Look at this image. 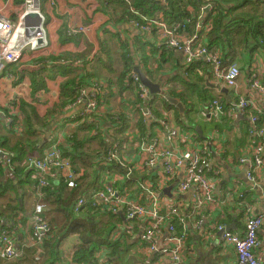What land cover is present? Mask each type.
Instances as JSON below:
<instances>
[{
  "label": "crops",
  "instance_id": "crops-1",
  "mask_svg": "<svg viewBox=\"0 0 264 264\" xmlns=\"http://www.w3.org/2000/svg\"><path fill=\"white\" fill-rule=\"evenodd\" d=\"M164 1L160 0V2ZM242 1L234 4L230 0L228 5H237L238 9L241 8L240 11L237 9L234 13L247 11L253 14L251 11H254L258 15L260 12H257L256 9L260 7V11L264 15V0H245L248 1L246 6ZM23 2L24 0H0V13L16 19L17 13L22 9ZM41 3L46 19L49 45L45 48L25 51L23 58L18 63L9 65L0 75V147L6 152L0 156V159L4 161L8 154L15 156L18 143L25 141L28 137L24 132L22 134L19 132V123L15 129L9 125L13 123L14 116L17 115L20 116L18 122L21 124V116L24 115L19 113V106H17L21 102L35 106L36 111L47 122L45 126L39 128L36 134L28 137L30 142H36L32 143L36 153L34 155L44 156L57 140L67 146V139L71 138L74 133L80 135L79 137H85V130L80 125L71 122V116L78 110V107L69 109L63 106L64 108L55 111L54 101L62 94L63 81L68 76L67 72H70V76L78 72L79 74L88 73L87 66L83 63L89 62L87 63L89 69L97 71L101 74L100 76H103L101 78L92 77L88 83L89 87H92L94 82L101 81L107 91L104 95L102 92L100 94L99 112L101 114L95 116L97 121L93 126L100 127L106 136L112 133L110 119L119 118L121 117L119 114L124 113L130 121L128 132L132 135V139L129 140L130 144L124 145V149L122 147L120 150L126 158H133L138 155V152L140 153L138 140L142 143L156 137L163 139L165 148L173 152L177 150L176 146L173 147L162 136L163 119L173 122L183 132L195 135L198 140L211 142L212 139V147L215 152L213 155L211 154L212 162L216 163L221 170L219 176L213 181V190L220 196L230 193L232 198L224 208L216 212H211L208 209L201 210L199 213L186 212L189 216L187 224L189 237L183 264H237L233 247L230 244L222 243V233L215 230L213 224L219 222L229 230L244 232V212L240 208V201L234 192L233 184L235 180L243 182L240 190L246 192V202L255 205V214H257L261 212L264 205L262 196L264 170L258 173V185L253 186L245 177L246 168L239 164V158L246 152L250 144L247 135V120L236 114L232 115L231 119L227 116L214 119L210 118L206 112L207 104L212 98H224L228 103H232L231 89L215 78L212 66L211 68L206 66L207 63L204 60H198L203 61V64L188 72L190 64L186 62L184 54L173 50L161 52L159 47L151 42L150 35L130 27L126 19L121 20L123 5L118 1H112L109 7H106L109 4L106 0H55L54 4L50 0H41ZM207 3L216 5L213 1ZM192 10L194 9L190 7V11ZM212 15L213 12L209 10L204 12L201 10L200 16L197 17L193 15L191 22L195 17L196 21L191 23L189 33H193L195 25L202 20L208 19L213 22ZM159 17L163 18V15L160 14ZM80 25L87 26L89 31L82 36H69L70 27ZM211 30L202 34L209 47H212L209 40ZM110 42L114 43V48L111 49L112 56L102 58L103 61L97 63V54L101 51L103 44L108 46ZM122 42L127 46L124 49ZM152 44L154 48L156 47L154 51ZM213 48L222 50L216 46ZM144 53L151 56L149 65L144 63ZM256 58H260L264 63V51L259 49L252 57V62ZM234 59L239 62L242 71L240 92L243 94L252 92L249 86L252 62L249 68V58L245 53L237 55ZM60 60H65V63H60ZM136 66L140 67L152 82L161 84V92L155 95L148 88L151 99L156 97L162 105L161 108L154 110L155 118L143 119L141 106L145 105L146 101L144 102L140 97L136 89L137 86L133 82L128 83L126 78L124 84L127 87L133 84L135 88L126 89L127 87L121 83L124 71L131 67L132 72H135ZM145 69L150 72L147 73ZM149 73L151 74L149 75ZM224 87L229 89L228 94L223 92ZM168 95L181 102L184 110L181 111L175 103L171 102ZM4 107L8 112L2 109ZM51 124L54 126V132ZM108 127L109 129L106 130ZM81 132L83 133L81 134ZM48 134L50 139H48ZM141 134L145 135L141 136ZM107 138L110 137L107 135ZM46 143L48 144L46 145ZM115 144H118L119 147L120 140H117ZM133 145L138 146L137 150L133 148ZM86 148L83 147V149ZM123 150H126V153H123ZM41 153L44 155H40ZM163 165L164 161L159 163L156 169L142 172L140 175L142 181L147 182L155 178L157 184L161 183L162 190L171 188L172 196H166L164 193L162 196L188 202L194 189L184 194L177 193L178 182L184 170H181L170 181H159ZM0 167L3 170H0V231L2 229L10 230L15 237L16 247L22 249L23 244L31 237L36 196L32 194L30 187L26 184L21 186L20 177L13 174L16 161L14 168H9L2 162H0ZM131 190L136 193V190ZM3 207L7 211H3ZM121 218L122 223L119 224L117 230H113L110 234L113 240L120 238V233L126 230L124 218L122 216ZM126 232L129 233L128 230ZM130 234L129 236L137 235V238L140 239L138 232L134 231ZM60 235L63 237L56 239L54 243L57 245L52 253L43 245L39 246V249L33 247L36 250L24 248L20 259L16 261L0 260V264H84V262L75 260L76 251L81 245L80 233L71 230V225H69ZM125 235L121 240L123 242L121 243V252L125 255L117 259V256L110 255L108 246L103 245V248L96 254L100 264H141V262L152 264L153 261L149 260L150 253L143 250L142 242L138 245L130 241L124 243L125 240H130L128 234ZM259 239L261 240L260 252L262 253L264 252V226L260 229ZM161 264H172V262L166 260Z\"/></svg>",
  "mask_w": 264,
  "mask_h": 264
},
{
  "label": "built area",
  "instance_id": "built-area-1",
  "mask_svg": "<svg viewBox=\"0 0 264 264\" xmlns=\"http://www.w3.org/2000/svg\"><path fill=\"white\" fill-rule=\"evenodd\" d=\"M52 4L55 0H50ZM168 6L165 0L162 2ZM136 17L127 18L130 27L151 36L152 43L161 52L173 50L184 54L186 62L192 64L198 60H204L213 68L215 78L231 89L233 96L232 104L226 107L222 98L215 97L207 104L206 112L210 118H232L234 114L241 115L248 122L247 135L250 144L246 152L239 158V164L246 168L245 177L253 186L258 185V173L264 170V63L260 58L252 62L249 74V86L252 92L243 94L240 92V78L242 71L238 61H230L225 64L221 50L209 47L206 39L202 37L204 32L212 29V20H202L195 25L194 32L189 33V20L170 21L166 18L148 16L131 8ZM202 12L209 10L216 14L215 5L206 3L201 7ZM37 14V17L29 15ZM37 28L38 32L28 35V30ZM89 31L85 25L71 26L69 36H82ZM49 45L46 31V19L42 12L41 0H24L22 9L17 13L16 19L0 13V75L9 65L18 63L27 50H37ZM65 63V60H60ZM133 84L137 87L140 97L146 101L141 106V115L155 118L154 110L161 108V102L152 97L149 89L141 82L138 73L131 72ZM103 82H94L92 87L84 85L78 92L71 107H78L72 114L71 119L77 124L93 125L100 115V94H106ZM101 95V96H102ZM163 134L166 141L177 147L173 152L163 145V139L156 137L150 141L139 142L141 149L138 155L130 161L121 152H109L108 161H116L117 166L112 173L107 175L110 181H102L101 187L89 188L82 197L73 204V211L80 214L82 209L93 206L98 210L99 204L103 203V211L108 210L119 214L125 223H130V229L138 232L143 244V250L149 252V260L155 264L169 260L172 264L185 263L187 241L189 232L187 224L189 216L186 212L199 213L208 209L211 212L221 210L232 198L228 193L217 195L213 190V181L219 176L221 170L212 162L213 141L203 142L195 135L183 132L173 122L163 119ZM95 132V131H94ZM215 141V140H214ZM71 147L74 142H69ZM61 143L57 140L44 156H29L27 164L29 169L34 170L37 181L36 204L31 226V237L26 241L22 249L16 247L13 233L8 229L0 231V260L16 261L23 255L24 248L42 246L52 234V226L48 223L46 213L48 203L45 199V188L52 187L61 182L67 188L76 187V179L80 173L76 172L72 159L64 155L59 148ZM118 147V144H116ZM138 147V146H137ZM6 154L0 147V156ZM212 154V155H211ZM14 154L9 155L0 162L9 168H14ZM134 161V165L130 163ZM164 161L159 181L174 179L181 170V176L177 193H186L194 189L188 202L175 200L162 196L164 190L161 183L157 184L155 178L144 182L137 176L142 172L154 170L159 163ZM131 181L133 186H113L115 182ZM160 185V186H159ZM243 182L234 181V192L237 194L241 210L244 212V232L229 230L224 224H213L215 230L222 233L223 244L233 247L237 264H264V252L261 251L260 229L264 226V205L261 212L255 214V205L246 202L245 191L240 188ZM139 190L136 194L131 190ZM167 196V195H166ZM264 199V186L262 187ZM146 197V198H145ZM97 206V207H96ZM101 211V212H103ZM126 228V226H124Z\"/></svg>",
  "mask_w": 264,
  "mask_h": 264
},
{
  "label": "trees",
  "instance_id": "trees-1",
  "mask_svg": "<svg viewBox=\"0 0 264 264\" xmlns=\"http://www.w3.org/2000/svg\"><path fill=\"white\" fill-rule=\"evenodd\" d=\"M106 1L109 3L106 7H109L112 1H118V3H121L123 5L121 20H127V18L129 17H136V15L130 10L131 8H133L138 12L148 16L154 15L156 17H159L160 14H162L164 18L171 21H181L184 18H188L190 23L189 28L192 25L191 23H194L196 21V17L200 16L201 7L207 2L213 1L216 4V14L212 15L213 26L212 30L209 32V40L212 47L216 46L222 48L221 52L225 64L229 63L230 61H234V58L237 55L245 53L248 55V65L250 68L252 57L256 55V52L259 49L264 51V20L258 21L257 16L253 15L254 11H251L253 14L245 11L233 15L234 11H236L238 7L237 5H228V2L230 0H166L168 2L167 7L164 3L160 2V0ZM231 1L234 2V4H238V2L241 0ZM242 2L245 6L248 4V1L243 0ZM224 5L228 6L226 7ZM190 7L194 10L190 11ZM193 15H195L196 17L191 22V17ZM242 18L245 19L243 20ZM235 27V30L230 29ZM151 46L153 47L152 50L154 51L156 47L154 48L153 44ZM122 47L123 49L124 47H127L126 43L122 42ZM162 52L165 53L169 51L163 50ZM97 55V63L102 62V58L111 57L112 53L109 44L108 46H105V44H103L101 51ZM150 57L151 56L144 53L143 60L145 61L144 63L146 65H149L148 63L150 61ZM87 63L89 62H85L83 64H86L87 68H85L88 70V73H76L70 76V72H67L68 76L63 81L62 94L58 99H55L54 101L56 108L55 111H59L61 108H64L63 106L68 107L69 109H73L71 105L75 101L80 89L84 87V85H88L92 77H103L100 76L101 74H99L97 71H91ZM202 64L203 61L193 62L192 64H190L188 72H190L191 69L193 70V68H195L196 66ZM205 65L211 68V65ZM148 69H145L147 73L150 72V70ZM131 72L132 70L130 67L126 69L122 74L121 83L125 87H127V85L124 84V80L127 79L128 83H131L133 81L130 77ZM150 74L151 73H149V75ZM134 85L130 84L126 89L135 88L136 85ZM223 101L226 107H230V105L232 104L228 103L224 98ZM17 106L20 107H18L19 113L21 115H24L23 117L21 116V124L20 122H18L20 120V116L17 115L14 116L13 123L9 125L15 129V127H17V124L19 123L18 128H20L19 132L21 134L24 132L28 137H30L36 134L40 127L47 124V122H45V119H43L40 116L39 112L36 111L35 106H31L27 102H21V104H17ZM2 109L8 112L6 107ZM119 116L121 117H113L112 119H110V123L112 124V133L107 134L110 138L106 139L107 135L104 136V131H102L100 127L98 128L87 123L78 124V126L80 125L81 128L85 130V137H79L77 133H74L71 138L67 139V146L64 144H61V146H59V148L62 150V153L72 159L76 172L80 173V176L76 179V187L74 188H67V186L64 185L63 182H61L57 185H53L52 187L44 189L46 192L45 199L48 203L46 217L48 223L52 226V234L45 240L43 246L50 253L54 252V249L57 245L56 243H54L56 239L63 237V235L61 236L60 234L65 231V228L67 226L71 225V230L79 232L81 236V245L75 254L76 261L84 262V264H100V260H98L96 254L103 248V245L108 246L110 255L113 254L112 256H117V259H120L118 257H122V255H125L121 252V243H123L121 240L124 238V236H126L125 234H128V236L131 234L127 233L126 230H124L122 233H120L121 237L117 240L111 239L110 235L113 230H117L119 224H121L123 221L119 214H115L108 210L103 211V203L99 204L98 210H95L93 206H87L82 209L80 214H76L73 211V204L75 203V201L82 197L89 188L101 187L103 180H105L106 182L110 181V179L107 178V175L112 173L117 166L115 165V160H113L112 162L108 161L110 160L108 159L109 152L112 151V153H120L121 148L126 144L128 145V143L130 142L129 140L132 139L131 133L128 132L130 121L125 117L124 113H120ZM229 119L231 118L229 117ZM51 128L52 130L54 129V126H52V124ZM54 131L55 130H53V132ZM94 131H98V134H93ZM143 135L145 134H141V136ZM97 136L98 139H100L102 142L100 148L103 149V152L97 151L95 156H89L88 151L94 149L92 145H88L86 149H83V147H85L84 144L90 142L93 138L97 139ZM28 137H26L25 141L23 140L19 142L15 150L14 159L16 161V168L15 173L13 174L20 177L21 186L26 184L28 187H30L32 194L35 195L37 181L35 177H33L34 170L28 168L27 158L29 156H41L34 155L36 153L34 151L35 149H33L32 147V143L35 144L36 142H30V139ZM48 139H50L49 134ZM117 140H120L119 147H116L115 144ZM69 142H74V146L71 147L69 145ZM48 143H46V145ZM27 148L28 150L26 151ZM133 148L137 150L136 145H133ZM40 155L44 154L41 153ZM129 159L131 161L132 157H129ZM15 161H13L14 165ZM134 164V161L130 163L131 166H133ZM1 167L3 168V165H1ZM1 167L0 170H2ZM135 173L138 177L140 176L138 171H135ZM117 185L125 188L127 186H133V183L131 181H118L113 184V186ZM138 191L139 190L136 189V193ZM98 216H102V220H100V222ZM128 239L130 240H125L124 243L127 241L133 242V244L137 243V245L141 243V240L137 238V235L129 236ZM89 242L91 243L86 244ZM32 249L36 250L34 248ZM56 254L57 252L55 253V255Z\"/></svg>",
  "mask_w": 264,
  "mask_h": 264
},
{
  "label": "water",
  "instance_id": "water-1",
  "mask_svg": "<svg viewBox=\"0 0 264 264\" xmlns=\"http://www.w3.org/2000/svg\"><path fill=\"white\" fill-rule=\"evenodd\" d=\"M30 16H33V17H37V14H31V15H29L28 17H30ZM36 32H38V30H37V28H31V29H29L28 30V35H33V34H35ZM135 72L136 73H138L139 74V76H140V78H141V82L147 87V88H149L150 89V92L153 94V95H155L156 93H160L161 92V90H160V83H154V82H152L147 76H146V74L141 70V68L140 67H138V66H136V68H135ZM223 92H225L226 94H228V92H229V89L227 88V87H224L223 89ZM168 98H169V100H171V102H173V103H175L179 108H180V110L181 111H183L184 110V106H183V104L181 103V102H178L177 100H175V99H173V98H171V96H169L168 95ZM170 190H171V188H166V189H164V194L165 195H169V196H172V193L170 192ZM141 264H144V263H142L141 262Z\"/></svg>",
  "mask_w": 264,
  "mask_h": 264
},
{
  "label": "rangeland",
  "instance_id": "rangeland-1",
  "mask_svg": "<svg viewBox=\"0 0 264 264\" xmlns=\"http://www.w3.org/2000/svg\"><path fill=\"white\" fill-rule=\"evenodd\" d=\"M241 9V8H240ZM240 9H238V11H240ZM243 9H246V10H250L249 8H243ZM256 11L257 12H260V15H258V14H255L256 12H254V14H255V16H257L258 17V21L259 20H264V15H262V12L260 11V7H258V9H256ZM236 14H238V12H235L234 13V15H236ZM243 20L245 19V18H242ZM226 22H228V21H226ZM231 30H235L236 29V27L235 28H230ZM109 46L111 47V49L112 48H114V43L113 42H110L109 43ZM79 73V72H78ZM113 110V109H112ZM134 120L136 121V117L134 118ZM71 122L74 124L75 122H73L72 121V119H71ZM75 125H77V123H75ZM109 129V127L108 128H106V130H108ZM74 133V132H73ZM83 132H81V134H82ZM94 133H96V134H98V131H95V132H93V134ZM80 136V135H79ZM139 142H141L140 140H138V143ZM85 144H87V145H92V147H93V149L94 150H90V151H88V155L89 156H95L96 155V153H97V151H100V152H103V149H101L100 148V146H101V144H102V142H101V140L100 139H98V136H97V139H95V138H93V139H91V141L90 142H87V143H85ZM130 144V143H129ZM85 146V147H88V146ZM131 147H132V145H131ZM128 149H130V147H127ZM123 149H124V147H123ZM87 151V150H86ZM126 153V150H123V153ZM133 156V155H132ZM133 187H135V185H133ZM2 191H4V190H2ZM2 210L3 211H7L4 207L2 208ZM99 217V216H98ZM102 217V216H101ZM101 217H99V222H100V220H102V218ZM106 220V219H105ZM126 230H128L129 231V233H133L134 231L133 230H131L130 229V223H127L126 224V228H125ZM152 264H155V262H153Z\"/></svg>",
  "mask_w": 264,
  "mask_h": 264
}]
</instances>
